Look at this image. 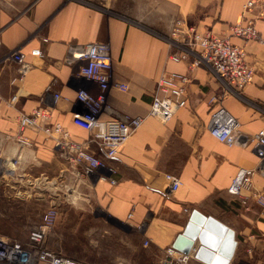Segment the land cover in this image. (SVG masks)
<instances>
[{"label":"crops","instance_id":"1","mask_svg":"<svg viewBox=\"0 0 264 264\" xmlns=\"http://www.w3.org/2000/svg\"><path fill=\"white\" fill-rule=\"evenodd\" d=\"M248 1L0 0V55L21 48L32 64L16 102H11L16 88L10 83L16 65L0 70V237L27 243L49 208L71 206L78 233L93 247L92 260L82 263L164 264L165 250L198 210L234 230L237 248L230 264H264V206L253 198V192L264 194V175L255 174L252 188L242 190L241 197L228 192L238 168L259 165L253 144L227 146L210 134L211 113L220 105L209 101L223 92L219 80L205 63L190 71L193 58L170 59L179 49L173 36L176 21L197 32L228 36ZM256 15L261 16L256 28L264 40L262 4L246 17ZM231 41L245 47L255 75L242 96L228 95L221 105L240 122L243 134L253 136L264 128V42ZM95 42L111 46L113 83L128 86L126 91L110 88V109L100 120L145 118L110 161L116 185L101 180V171L81 174L82 168L41 130L23 133L30 146L18 142L20 114L36 109L48 110L50 122L60 123L75 140H88L90 133L73 122L75 95L80 87L99 90L80 74L86 60L75 56ZM35 48L42 50V58L31 55ZM163 72L189 77L187 106L166 123L149 116ZM90 150L105 159L100 146L93 143ZM166 174L181 178L176 192L168 190ZM242 197L248 198L247 205ZM63 237L64 230L55 227L47 243L73 258L62 247ZM190 254V264H204L195 250Z\"/></svg>","mask_w":264,"mask_h":264},{"label":"built area","instance_id":"2","mask_svg":"<svg viewBox=\"0 0 264 264\" xmlns=\"http://www.w3.org/2000/svg\"><path fill=\"white\" fill-rule=\"evenodd\" d=\"M258 3L264 6V1L249 0L246 2L239 21L230 27L228 36H220L213 32H197L189 28L185 21H176L173 36L176 38L179 49L170 56V59L176 63L193 58L190 71L195 70L201 63H205L215 78L219 80L223 92L221 95H214L209 101L210 106L220 105L211 113L208 126L210 134L227 146L253 144L254 152L260 160L259 165L256 168H238L228 187L229 194L238 197H241L242 190L252 188L255 174L264 175V128L253 136H246L241 131L240 122L221 105V102L228 95L242 96L244 90L254 80V69L246 61L245 47L234 44L231 39L236 37L246 43L253 40L264 42L260 39L256 28V21L261 16L246 17L257 7ZM43 41L47 42L48 39L44 38ZM31 55L39 58L44 56L39 48L33 49ZM75 58L86 60L87 63L81 68L80 74L95 82L99 90L93 93L88 87H80L75 95L77 111L74 113L73 122L90 133L88 140L85 142L75 140L60 123L50 122L52 115L48 110L36 109L30 114H20L21 134L18 142L21 145L30 146L32 141L23 133L27 129L41 130L45 135L56 140L57 146L66 154L70 162L82 168L81 174L88 176L101 171V180L116 185L117 180L113 177L116 169L110 161L118 157L123 145L140 128L145 118L124 115L122 118L110 121L100 120L101 114L110 109L107 103L110 88L115 86L122 91L128 89L126 84L113 83V57L111 46L108 43L87 44ZM5 64L16 65V72L10 81L11 85L16 88L11 102H16L21 86L32 69V64L26 60V55L21 48L0 55V70ZM188 81L187 75L163 72L157 81L149 116L166 123L179 110L185 108ZM55 97L56 99L62 98L60 94H56ZM63 99L69 100L66 97ZM93 143L104 150L105 159L98 157L90 150V145ZM165 178L171 193L176 192L182 186V180L178 176L166 174ZM253 198L264 206V194L253 192ZM247 201L248 198L242 197L243 204L247 205ZM131 217L132 214H129L128 218ZM58 219V208H49L44 213L41 224L30 231L27 243L0 237V264H85L49 247L47 238L56 227ZM190 261L191 254H184L173 246L165 250L164 264H190Z\"/></svg>","mask_w":264,"mask_h":264},{"label":"water","instance_id":"3","mask_svg":"<svg viewBox=\"0 0 264 264\" xmlns=\"http://www.w3.org/2000/svg\"><path fill=\"white\" fill-rule=\"evenodd\" d=\"M173 247L184 254L195 250L196 259L204 264H230L237 248L236 234L218 219L194 210Z\"/></svg>","mask_w":264,"mask_h":264},{"label":"rangeland","instance_id":"4","mask_svg":"<svg viewBox=\"0 0 264 264\" xmlns=\"http://www.w3.org/2000/svg\"><path fill=\"white\" fill-rule=\"evenodd\" d=\"M70 207L64 206L62 208V206H58L59 219L56 227L62 228L64 230L62 247L69 256H72L73 258L80 261L90 262L93 257V247L91 245V240L82 237V235L78 233L79 226L77 224L76 218L71 217V211L74 209Z\"/></svg>","mask_w":264,"mask_h":264}]
</instances>
